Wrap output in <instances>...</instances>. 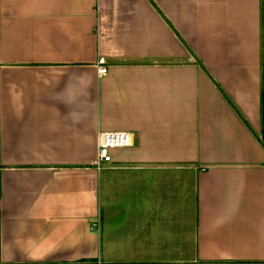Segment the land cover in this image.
Wrapping results in <instances>:
<instances>
[{
    "label": "crops",
    "instance_id": "0c3cea01",
    "mask_svg": "<svg viewBox=\"0 0 264 264\" xmlns=\"http://www.w3.org/2000/svg\"><path fill=\"white\" fill-rule=\"evenodd\" d=\"M99 261L264 264V0H0V264Z\"/></svg>",
    "mask_w": 264,
    "mask_h": 264
},
{
    "label": "built area",
    "instance_id": "2783aa9c",
    "mask_svg": "<svg viewBox=\"0 0 264 264\" xmlns=\"http://www.w3.org/2000/svg\"><path fill=\"white\" fill-rule=\"evenodd\" d=\"M98 73L100 76L108 74L106 59L101 58L98 62ZM134 145V135L130 132H103L99 135V153L95 166L102 170L105 166L113 162L112 152L117 149H126ZM101 222L94 223L91 227L93 231H100ZM97 264H105L98 262Z\"/></svg>",
    "mask_w": 264,
    "mask_h": 264
}]
</instances>
